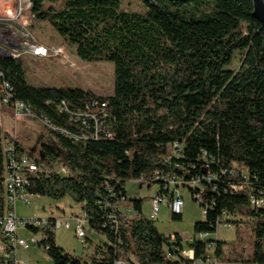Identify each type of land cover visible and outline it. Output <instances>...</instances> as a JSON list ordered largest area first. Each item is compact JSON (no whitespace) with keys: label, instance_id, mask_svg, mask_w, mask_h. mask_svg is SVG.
<instances>
[{"label":"trees","instance_id":"16d2710c","mask_svg":"<svg viewBox=\"0 0 264 264\" xmlns=\"http://www.w3.org/2000/svg\"><path fill=\"white\" fill-rule=\"evenodd\" d=\"M141 1L144 12L123 10L122 0H30L32 22L48 23L81 60L115 65L113 95L33 86L24 57L0 58V86L12 88L10 107L17 101L30 106L54 138L43 146L45 162L67 170L34 179L32 193L71 198L89 228L106 239L80 258L48 231L46 254L53 264H195L209 259L215 243L216 261L230 263L222 242L197 236H210L222 224L234 225L240 236L245 224L253 246L244 261L264 264V209L251 203L252 194H264V28L252 16L253 2ZM237 53L240 68L232 71ZM94 112L103 122L97 136ZM11 143L26 152L0 127V202ZM175 143L179 154L172 152ZM225 170L244 171L247 187L237 191L242 179L222 175ZM209 173L219 176L211 184L203 179ZM158 175L203 179L195 189L187 186L193 198L202 196L205 212L187 243L193 259L182 255V236L166 237L144 215L143 200H128L129 181L158 184L164 193Z\"/></svg>","mask_w":264,"mask_h":264},{"label":"rangeland","instance_id":"374dc122","mask_svg":"<svg viewBox=\"0 0 264 264\" xmlns=\"http://www.w3.org/2000/svg\"><path fill=\"white\" fill-rule=\"evenodd\" d=\"M15 2L16 0H0V17L4 16L6 11L15 5ZM121 8L131 12H144L147 9L141 0H122ZM25 23L31 36L40 45L54 48L47 57H39V60L32 61L26 58L29 65L28 78L32 83L37 86L56 88L72 87L92 91L101 96L114 94L115 65L113 63H89L81 60L77 56L76 49L59 37L48 23H33L29 9L25 12ZM27 49L28 47L26 46L19 54L23 55V51L27 53ZM241 60L242 55L240 53L235 54L233 64L229 69L237 71L240 68ZM0 127L3 134L7 133L12 136H16L18 132H25V134L21 135V139L26 137L28 133L29 137L25 141L27 146L26 154L32 151V158L40 159L42 163H45V160L43 161L40 158L39 151L43 149L44 145L52 144L54 138L41 122L31 118L16 117L10 107L2 106L0 103ZM126 190L129 201L143 200V213L148 217L151 211V199L157 194L159 185L153 184L148 188V185H141L138 181H129L126 184ZM182 194L184 199L182 217L179 220L174 219L165 205L162 206L155 226L166 237L175 234L182 236L185 250H189L188 244L196 236L194 225L197 222L204 221L205 216L204 208L194 200L191 192L184 189ZM129 201L128 205L130 204ZM16 213L23 219L50 216H64L68 219L72 215L80 214L81 207L69 197L63 200L35 197L32 198L29 205L18 204ZM71 224L72 226L74 225L73 222ZM85 231L86 237L82 242L77 238L73 228L71 230H66L64 227L56 228L54 233L55 241L66 252L80 258H88L95 252L96 246L100 242L106 241V239L101 235L95 234L88 225L85 226ZM20 234L28 242L31 241L32 234L30 232L22 230ZM38 238L41 239V235H38ZM207 240L222 242L225 251H230L231 253L228 255L231 262L237 259H247L252 253L253 239L250 227L245 224L241 226L240 236H238L234 225L222 224L217 228L216 233L208 236ZM19 257L30 261V264H53L48 255L41 251L39 247L32 248L29 252L20 251ZM208 257L211 259V263L196 262L195 264H222L216 261L215 250H209Z\"/></svg>","mask_w":264,"mask_h":264},{"label":"built area","instance_id":"2783aa9c","mask_svg":"<svg viewBox=\"0 0 264 264\" xmlns=\"http://www.w3.org/2000/svg\"><path fill=\"white\" fill-rule=\"evenodd\" d=\"M30 6V0H16L15 5L6 11L4 16L0 17V58L18 59L26 55L35 58L47 57L49 52L54 50L53 47L49 48L40 45L31 36V33L27 29V24H24L25 12L27 9H30ZM26 46L28 47L27 53L23 51V55L19 54ZM11 91L12 88L8 83L0 86V94L2 95L0 103L2 106L10 107ZM10 108L14 111L16 117H26L36 120L30 106L23 102L17 101ZM101 114L103 112H100ZM103 117L106 118L107 114H104ZM91 119L94 121V130L97 136L99 130L103 128V122L97 119L96 112L91 116ZM83 124L85 125L86 121ZM181 151L182 146L175 143L172 147V152L179 154ZM5 154V170L2 179L4 193L0 202V264H30V261L20 259L19 252H29L32 248L39 247L41 251L46 253L48 247L43 245L42 241L47 239L48 231H55L56 228L64 227L66 230L73 228L77 238L83 242L86 237L85 226L88 225L84 215L77 214L68 219L64 216L23 219L16 213L18 204L29 205L32 198L40 197L32 193L34 179L48 176L53 172L52 170L65 175L67 174L66 168L59 162L54 165H48L47 163L39 164L36 159L31 158L28 154L19 153L14 143L6 147ZM228 172L234 178L242 179V182L239 185H235L234 188L237 191H243L248 184L247 174L244 171L239 173L236 170H225L222 172V175H226ZM218 177V174L209 173L203 179L211 184ZM203 179L197 176L186 181L176 176L158 175L156 182H159L163 186L165 192L158 193L151 199V211L148 218L153 222H157L162 206L165 205L172 216H182L184 208L183 190L187 189V186L194 189L199 187ZM194 200L200 205L202 204V196L200 194H195ZM251 203L257 208L264 209V194H252ZM71 222L74 223L73 226ZM22 230L32 234L30 242L21 236L20 232ZM38 235H41V239L38 238ZM208 236V234H201L197 238L206 240ZM215 247V243L209 245L210 250H214ZM182 255L188 259H193L194 257L193 251L190 250H184ZM206 262L211 263V259H207ZM117 264L124 263L118 262Z\"/></svg>","mask_w":264,"mask_h":264},{"label":"crops","instance_id":"0c3cea01","mask_svg":"<svg viewBox=\"0 0 264 264\" xmlns=\"http://www.w3.org/2000/svg\"><path fill=\"white\" fill-rule=\"evenodd\" d=\"M25 59L27 58V59H31L32 61H36V60H39L40 58H35V57H29V56H25L24 57ZM29 81H30V79H29ZM30 83L33 85V86H37L36 84H34V83H32L31 81H30ZM23 127H25V126H23ZM27 130V129H26ZM29 130V129H28ZM7 134V133H6ZM22 134H25V132L23 133V132H18L17 134H16V136L14 135V136H12V135H10V134H8L9 135V137L10 138H12V140H14V141H16L18 144H20V146L26 151L27 150V146L25 145V141L27 140L26 138H28L29 137V134L27 133L26 134V137H24L23 139H21L20 137H21V135ZM28 135V136H27ZM32 152V151H31ZM31 152H29V154L31 155V156H33L32 155V153ZM26 153V152H25ZM39 155H40V158L44 161L45 160V158H44V155H43V149H41L40 151H39ZM45 162V161H44ZM46 163V162H45ZM158 193V192H157ZM157 195V194H156ZM166 207V206H165ZM168 208V207H167ZM77 215V214H76ZM72 216H75V215H72ZM96 234V233H95ZM218 263H220V262H218ZM215 264H217V263H215ZM223 264V263H222ZM225 264V263H224ZM226 264H247V263H245V261L244 260H240V259H237L236 261H233V262H227Z\"/></svg>","mask_w":264,"mask_h":264},{"label":"water","instance_id":"95a60500","mask_svg":"<svg viewBox=\"0 0 264 264\" xmlns=\"http://www.w3.org/2000/svg\"><path fill=\"white\" fill-rule=\"evenodd\" d=\"M147 3L153 4L154 0H143ZM181 2H187L188 0H177ZM253 2V18L259 21L264 28V0H252Z\"/></svg>","mask_w":264,"mask_h":264}]
</instances>
